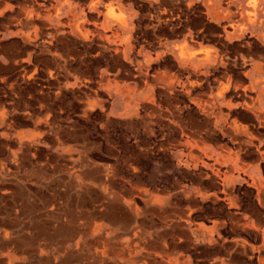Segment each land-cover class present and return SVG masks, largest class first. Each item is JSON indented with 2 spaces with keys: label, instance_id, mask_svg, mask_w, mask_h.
Segmentation results:
<instances>
[{
  "label": "rangeland",
  "instance_id": "obj_1",
  "mask_svg": "<svg viewBox=\"0 0 264 264\" xmlns=\"http://www.w3.org/2000/svg\"><path fill=\"white\" fill-rule=\"evenodd\" d=\"M91 1L0 0V264H167L166 254L222 264L243 239L258 246L240 222L261 210L264 228V121L246 110L242 90L250 63L264 61L261 29L220 37L201 0L190 14L239 75L223 111L254 135L236 137L179 82L159 80L165 69L180 72L164 40L178 38L168 26L177 0H105L98 9ZM31 4L35 23L26 19ZM71 10L88 33L69 25ZM120 14L130 29L118 27ZM181 118H193L206 164L189 158ZM228 197L256 205L232 207ZM114 199L119 218L101 216Z\"/></svg>",
  "mask_w": 264,
  "mask_h": 264
},
{
  "label": "crops",
  "instance_id": "obj_2",
  "mask_svg": "<svg viewBox=\"0 0 264 264\" xmlns=\"http://www.w3.org/2000/svg\"><path fill=\"white\" fill-rule=\"evenodd\" d=\"M201 1L204 6V13L211 19L216 20L221 26L222 33L219 34L220 37H232L237 34L241 36L251 28H254V30L260 28L261 30L256 37L264 46V0H257V8L251 6L252 0ZM65 2H69V0H65ZM104 2L105 0H92L89 7H91V9H98ZM177 2V20L173 19L175 21L168 24V26H170L171 35H176L178 38L176 41H170L168 37H165L164 40L166 45L170 46L171 44V48H175L174 50L177 52L180 77L170 76L168 70L165 69L158 73L159 80L165 82L172 88H174L176 82H179L183 90L190 96L192 103L207 117V119L212 120L217 127L225 128L226 125H230L236 137L238 134L242 133L253 136L254 133L249 126L238 124L236 120L230 121V114L224 113L223 111V105H225L227 94L232 88H236L239 75L230 73V64L224 51L212 49L205 45L206 41H208L207 35L204 33L205 28L201 27L197 30L194 29L195 26L190 14L196 12V0H177ZM185 3L187 9L184 8ZM24 9L26 11L28 23H35L33 11L36 9L34 5H28L24 7ZM71 11L70 15L76 17V19L75 23H69V25L75 28L74 30L78 31L80 34L88 33L89 30L84 27V22L86 20L80 21V15L73 10ZM164 14L163 12L162 15ZM119 17L120 25L118 27L123 31L130 29L131 23L127 17L124 14H120ZM160 19L161 18L158 17V24L154 25L155 28L160 27ZM107 27L108 21L105 22V28ZM208 27H206V30ZM241 57L244 59V63H247L245 57L243 55H241ZM249 60L253 59L250 58ZM245 77L249 81V83L242 88L244 96L247 98L245 100L246 110L251 112L258 122H262L264 121V61L251 62L250 69L244 71V78ZM192 119L186 118L182 120L181 118L182 128L186 133V140L183 146L188 149L189 158L192 161L206 164L205 161L201 160V156L195 154L196 151H201L206 157H209L205 141L193 135L195 132L193 130L196 129V125ZM187 130H189V132ZM216 161L219 160L217 159ZM87 173L90 175L91 172ZM227 199L228 204L232 207H241L245 205V203L247 206L256 205L253 200L245 201L235 197H228ZM115 201V199L109 200L106 204V209L102 211L100 215L112 220L119 218V214L115 211ZM257 203L259 207L264 209V198H259ZM262 214L263 212H261V210L256 211L255 218H251L245 214L240 222L244 233L247 235H257L256 238L261 239L258 246L253 245L251 248H248L249 239H243V249L240 253L236 254L244 258L247 257L252 261L250 263L244 260L238 261L235 255L230 261H223L222 264H254V258H257V264H264V228L261 226V222L263 221ZM3 223L6 225V221ZM219 225V223L215 222L213 226L214 229L212 230L215 231L219 229ZM260 233L261 235H258ZM165 262L167 264H178V259L173 255L166 254Z\"/></svg>",
  "mask_w": 264,
  "mask_h": 264
},
{
  "label": "bare ground",
  "instance_id": "obj_3",
  "mask_svg": "<svg viewBox=\"0 0 264 264\" xmlns=\"http://www.w3.org/2000/svg\"><path fill=\"white\" fill-rule=\"evenodd\" d=\"M251 6L257 8V0L251 1Z\"/></svg>",
  "mask_w": 264,
  "mask_h": 264
}]
</instances>
